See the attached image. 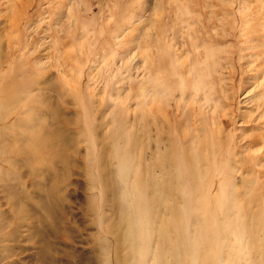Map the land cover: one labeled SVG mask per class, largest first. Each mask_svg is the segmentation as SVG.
<instances>
[{"label":"rangeland","instance_id":"1","mask_svg":"<svg viewBox=\"0 0 264 264\" xmlns=\"http://www.w3.org/2000/svg\"><path fill=\"white\" fill-rule=\"evenodd\" d=\"M0 264H264V0H0Z\"/></svg>","mask_w":264,"mask_h":264},{"label":"bare ground","instance_id":"2","mask_svg":"<svg viewBox=\"0 0 264 264\" xmlns=\"http://www.w3.org/2000/svg\"><path fill=\"white\" fill-rule=\"evenodd\" d=\"M42 233V232H41Z\"/></svg>","mask_w":264,"mask_h":264}]
</instances>
